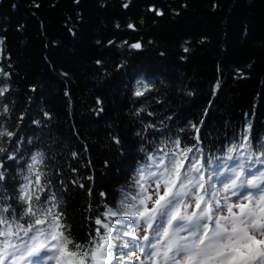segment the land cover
I'll use <instances>...</instances> for the list:
<instances>
[{
	"label": "trees",
	"instance_id": "obj_1",
	"mask_svg": "<svg viewBox=\"0 0 264 264\" xmlns=\"http://www.w3.org/2000/svg\"><path fill=\"white\" fill-rule=\"evenodd\" d=\"M0 69V127L14 133L0 138V205L22 207L41 152L78 242L176 139L208 178L239 162L250 179L264 173V0H0Z\"/></svg>",
	"mask_w": 264,
	"mask_h": 264
},
{
	"label": "snow or ice",
	"instance_id": "obj_2",
	"mask_svg": "<svg viewBox=\"0 0 264 264\" xmlns=\"http://www.w3.org/2000/svg\"><path fill=\"white\" fill-rule=\"evenodd\" d=\"M130 47L139 49L141 45ZM8 91L7 86L0 87V96ZM146 91L147 85L134 94L139 97ZM193 128L199 132L195 125ZM13 135L0 127V138L10 140ZM196 140L199 142V135ZM247 140L245 136L240 147H246ZM194 147H181L180 139H176L172 149H160L159 155L148 153L147 162L132 177L131 191L121 190L117 208L105 205L95 219V235L84 243L72 238L60 201L55 193L46 191L50 182L45 183L44 155L34 153L16 196L22 207L0 205V264H112L119 228L106 221L117 217L146 226L140 244L144 259L136 257L140 264H264V173L243 180L242 173L233 170L236 178L224 186V191L236 200L229 196L218 199L205 187L200 161L189 162ZM5 151L0 147V153ZM235 151L236 146L228 149L229 153ZM4 179L0 172V181ZM243 185L256 191L244 194L240 191ZM88 191L92 195L93 190Z\"/></svg>",
	"mask_w": 264,
	"mask_h": 264
},
{
	"label": "rangeland",
	"instance_id": "obj_3",
	"mask_svg": "<svg viewBox=\"0 0 264 264\" xmlns=\"http://www.w3.org/2000/svg\"><path fill=\"white\" fill-rule=\"evenodd\" d=\"M201 173L204 177L205 187L209 189V195L216 193L218 199L229 196L231 200H236V197L231 196L230 192L224 191V186L232 181L231 175H222L221 177L214 175L208 178L204 175L205 173L203 171ZM244 178L245 180L249 179L247 177ZM240 191L247 194L249 191L255 192L256 190L249 188L247 185H243ZM122 227L119 228V237L114 240V244L117 247L112 250V264H140V261L136 257L140 256L141 260L144 259V255L140 252V244L143 242L142 238L145 235L144 228L146 226L143 224L136 225L133 221H130L129 223H123ZM125 232H130L131 235L126 236L124 235ZM149 234L151 233L149 232ZM125 244L129 246L125 247Z\"/></svg>",
	"mask_w": 264,
	"mask_h": 264
}]
</instances>
